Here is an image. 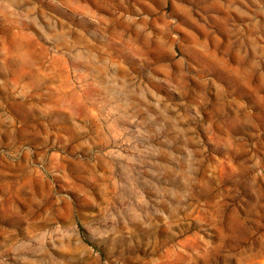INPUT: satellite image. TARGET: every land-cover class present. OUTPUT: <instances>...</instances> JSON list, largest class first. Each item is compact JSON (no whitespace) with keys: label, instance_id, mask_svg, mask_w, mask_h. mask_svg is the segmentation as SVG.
<instances>
[{"label":"rangeland","instance_id":"374dc122","mask_svg":"<svg viewBox=\"0 0 264 264\" xmlns=\"http://www.w3.org/2000/svg\"><path fill=\"white\" fill-rule=\"evenodd\" d=\"M0 264H264V0H0Z\"/></svg>","mask_w":264,"mask_h":264}]
</instances>
